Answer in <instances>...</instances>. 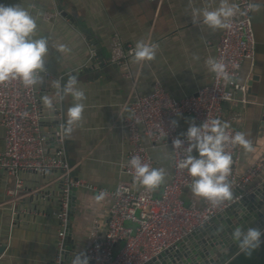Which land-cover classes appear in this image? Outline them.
I'll use <instances>...</instances> for the list:
<instances>
[{"label": "crops", "instance_id": "1", "mask_svg": "<svg viewBox=\"0 0 264 264\" xmlns=\"http://www.w3.org/2000/svg\"><path fill=\"white\" fill-rule=\"evenodd\" d=\"M223 0H0L6 6L19 5L28 10L38 25L34 38L45 37L49 41V53L45 58L46 73L43 84L36 85L42 96L43 130L53 131L62 111L67 123L68 108L74 103L71 97L61 98L62 86L75 75L78 87L86 96L83 119L72 134H66L69 163L75 167L72 181L90 184L98 189L115 191L121 184L132 185L130 177L122 172L129 146L127 131L118 125L122 107L129 95L144 96L152 92L156 83L176 100L195 96L210 86L214 73L206 61L216 59V46L225 29L212 30L202 22L192 20L193 9L215 10ZM237 4V0H227ZM259 6L254 11V30L257 55L254 62H245L240 83L248 88L247 103L238 101L224 106L223 122L243 131L251 142L252 151L244 148L238 163L243 172L264 155V0H251ZM89 38L91 40H89ZM143 40L158 45L156 58L137 62L128 50ZM99 45V57L90 61L91 52ZM64 46V51L57 49ZM126 53L122 63L113 51ZM198 58V59H197ZM87 74L86 69H92ZM117 67H116V66ZM103 66V67H101ZM44 97L53 100V107L44 103ZM58 106V110L56 109ZM177 121V132L184 136L194 122L191 117ZM145 144L149 142L145 140ZM4 151L0 139V153ZM151 154L156 168L163 169L165 181L172 174V149L160 144ZM193 155L198 153L194 152ZM19 179L23 189L13 199L16 180L5 170H0V264H52L58 261L61 249L59 234L66 233L58 216L72 210L69 225L72 228V253L70 258L102 240L109 219L112 200L105 198L97 203V191L76 189L63 180V173L45 175L22 173ZM264 181V169L255 183ZM76 189V190H75ZM163 183L155 189L160 196ZM72 193L73 207L66 191ZM234 194V193H233ZM186 204L191 208L202 205L201 197L191 188L184 191ZM72 208V209H71ZM14 223V225H13ZM63 241V239H62ZM71 264V263H66Z\"/></svg>", "mask_w": 264, "mask_h": 264}, {"label": "built area", "instance_id": "2", "mask_svg": "<svg viewBox=\"0 0 264 264\" xmlns=\"http://www.w3.org/2000/svg\"><path fill=\"white\" fill-rule=\"evenodd\" d=\"M150 1L160 4L163 0ZM237 5L240 12L232 19L231 29L224 30L216 46V59L225 63L232 77L230 82L217 79L214 74L210 86L195 96L180 100L172 98L160 83H156L147 95L128 96L118 125L128 133L130 149L122 172L131 178L132 185L121 184L115 191L72 181L75 167L68 161L62 111L58 113V124L53 131L45 132L42 96L36 86L26 88L20 80L0 84V139L4 142V151L0 153V170H5L16 180L10 196L16 199L23 189V182L19 179L22 173L45 175L61 171L63 180L69 186L97 191L99 194L105 192V198L113 202L103 239L92 244L86 252L89 264H149L230 207L229 201L213 205L204 198H201L202 205L199 208H191L186 204L184 191L191 188L193 178L187 169L179 166L186 153L182 149L175 150L173 141L180 138L184 140L185 146L188 141L185 135L178 134L177 126L173 127L172 121L187 116L198 125L207 119H220L223 122L224 106L238 101L237 94H242V102L247 103L244 98L248 88L240 83V77L245 62H254L257 55L254 11L251 0H237ZM134 54L135 51L130 48L127 55ZM127 55L123 49L116 48L113 51L119 63ZM96 58V51L93 50L90 61ZM227 131L230 135L243 132L233 127ZM145 140L149 142L148 145ZM160 144L171 147L173 164L170 180L163 183L161 195L156 196L155 190L146 189L135 179L129 161L139 156L142 161L156 168L151 150ZM226 150L233 157L228 179L233 193H240L237 198L240 200L261 186L254 180L264 169V155L250 168L240 172L238 163L243 146L229 144ZM68 205L67 201L65 206ZM58 218L67 226V212ZM65 236V232L59 234L60 248Z\"/></svg>", "mask_w": 264, "mask_h": 264}, {"label": "clouds", "instance_id": "3", "mask_svg": "<svg viewBox=\"0 0 264 264\" xmlns=\"http://www.w3.org/2000/svg\"><path fill=\"white\" fill-rule=\"evenodd\" d=\"M253 11H258L259 6L253 4ZM240 12L237 4L223 0L215 10L193 9L192 20L201 23L212 30L231 29L232 19ZM38 25L35 17L24 7L6 6L0 4V84L13 80H20L24 87L30 88L43 84V73H46L45 58L49 53V41L45 37L34 38ZM158 45L147 44L143 40L135 46V59L137 62L152 61L156 58ZM64 51L61 45L57 49ZM198 59V58H197ZM209 70L216 75L217 79L231 81L232 77L222 61L209 58L206 61ZM77 76H71L62 86L61 98L71 97L74 103L68 108L66 134H72L74 129L83 119L86 99L84 91L78 87ZM44 103L53 107V100L44 97ZM172 126H177V121H172ZM229 125L220 119L206 120L197 125L194 122L184 134L188 141L185 146L184 140L177 138L173 141L175 150H183L185 159L180 167L187 169L193 178L191 191L197 196L206 199L213 205H220L233 198V191L228 177L232 171L233 157L226 150L227 145L243 146L246 151H252L251 142L243 132L230 135L227 129ZM198 153L193 155V153ZM129 165L135 172V179L148 190L157 189L165 181L163 169L151 167L142 161L139 156L133 157ZM107 193L101 192L95 197L97 203L103 201ZM264 232L254 228H248L245 232L237 227L233 232V239L244 250H255L260 246ZM71 264H89V257L80 253L75 255Z\"/></svg>", "mask_w": 264, "mask_h": 264}, {"label": "water", "instance_id": "4", "mask_svg": "<svg viewBox=\"0 0 264 264\" xmlns=\"http://www.w3.org/2000/svg\"><path fill=\"white\" fill-rule=\"evenodd\" d=\"M89 40L91 39L89 38ZM93 44L96 43L93 42ZM96 49L98 50L96 55L99 57V62L103 64L105 57L99 52L100 48L97 44ZM92 67V69H86L85 72L87 74L92 73L95 69L94 65ZM72 193L74 190L68 191L70 199L68 204L71 207L74 206ZM239 195L240 193H235L233 198L229 200L230 207L215 216L209 224L198 229L149 264H229L233 261L244 251L239 243L233 239V232L237 227L242 228L245 232L248 228L264 232V181L254 192L237 200ZM71 214L72 210H70V215L68 212L70 217ZM262 243H264V236L261 237L260 244ZM72 245V228L68 221L66 236L60 248L61 253L58 261L52 262V264L71 263Z\"/></svg>", "mask_w": 264, "mask_h": 264}, {"label": "trees", "instance_id": "5", "mask_svg": "<svg viewBox=\"0 0 264 264\" xmlns=\"http://www.w3.org/2000/svg\"><path fill=\"white\" fill-rule=\"evenodd\" d=\"M229 264H264V243L255 250H244Z\"/></svg>", "mask_w": 264, "mask_h": 264}, {"label": "rangeland", "instance_id": "6", "mask_svg": "<svg viewBox=\"0 0 264 264\" xmlns=\"http://www.w3.org/2000/svg\"><path fill=\"white\" fill-rule=\"evenodd\" d=\"M76 188V187H75ZM76 189H78V188H76ZM86 190H88V189H86ZM89 191V190H88ZM69 206V205H68ZM70 211V208L68 207L67 208V213Z\"/></svg>", "mask_w": 264, "mask_h": 264}]
</instances>
